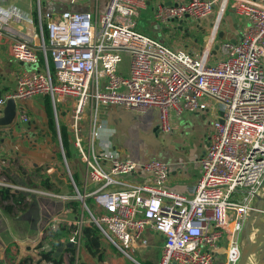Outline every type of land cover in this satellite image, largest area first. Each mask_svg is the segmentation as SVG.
Returning <instances> with one entry per match:
<instances>
[{
  "label": "built area",
  "instance_id": "built-area-1",
  "mask_svg": "<svg viewBox=\"0 0 264 264\" xmlns=\"http://www.w3.org/2000/svg\"><path fill=\"white\" fill-rule=\"evenodd\" d=\"M143 6L137 0H108L101 14L68 10L57 19L46 14L47 34L40 15V32L34 34L38 45L18 37L12 50L17 60L34 67L40 51L45 68L18 75L15 89L0 95V114L10 98L17 102L16 123L29 120L18 106L20 99L48 95L57 116L58 103H66L68 131L86 168L83 188L72 174L71 181L75 200L89 210V217L70 218L74 209L65 205L48 227L55 231L63 224L72 227L68 241L78 250L83 227L93 224L116 250L135 260L133 251L147 247L144 231L152 228L164 238L158 264H217L219 257L222 264H238L245 223L264 183V0L158 4L154 18L168 24L185 17L201 22L215 12L216 21L197 56L141 29ZM228 11L241 27L239 36L215 48ZM9 19L30 22L31 16L16 6L0 7V28ZM126 53L127 75L120 70ZM107 104L138 111L155 107L165 130L171 129L170 108L214 112L192 195L168 187L170 168L165 161L122 158L115 148L100 146L99 107ZM60 142L66 161L61 137ZM140 173L149 174V179L120 180ZM92 184L96 187L88 192ZM0 186L35 191L6 176H0ZM88 197L95 208L87 205ZM45 233L46 228L40 236ZM34 246L38 252L52 249L47 243L34 241ZM43 264L55 263L43 260Z\"/></svg>",
  "mask_w": 264,
  "mask_h": 264
},
{
  "label": "crops",
  "instance_id": "crops-1",
  "mask_svg": "<svg viewBox=\"0 0 264 264\" xmlns=\"http://www.w3.org/2000/svg\"><path fill=\"white\" fill-rule=\"evenodd\" d=\"M144 2V6L141 7V15L139 17L138 23L141 25V29L149 31L155 37L158 35L157 33V25H163V29H168L169 32H164L165 42L172 47H184L187 50L191 51L194 55H199L202 47L204 46V42L207 38V35L210 33H205L202 38H196L195 35H192L185 31L186 24L190 17H185L184 19L171 22V23H161L154 18V10L161 3H169L175 2L176 0H137ZM189 1V0H182ZM108 0H71V5L69 7V11H89L92 13H103L107 7ZM9 6L19 7L26 12L30 13L31 21L30 22H17L16 20L9 19L7 22H2L4 25L3 28H0V95L6 94L7 92H11L16 87V81L19 74L27 71H31L33 69H44L45 61L42 57L40 51H38L40 55V62L35 67L33 65H29L27 63H23L17 60L13 55L12 43L14 39L21 37L30 40V43L33 45H38L39 39L34 37L36 32H40V15H42V23L43 28L46 33V22L48 18L46 14L48 12L44 11L41 6L40 0H0V7L7 9ZM68 11V10H67ZM52 17L51 14H49ZM59 18V17H57ZM56 19V18H53ZM181 26H184V29H181ZM174 27V28H173ZM211 31V27H210ZM125 57V55H124ZM123 57V61L120 64V70L123 74H129V59L128 63H125ZM45 98H48V102ZM35 105L38 108L46 109V118L40 117V113L38 116L41 120H45L43 123L47 126L50 123V120L53 118L52 114L49 113V102L52 106V109L55 110L52 99L48 95H37L31 98ZM24 99V100H25ZM22 100V99H20ZM18 106L19 100H18ZM99 110V116L103 121L102 136L100 139V146L106 148H115L119 155L122 158H131L137 161H145L151 159H160L165 161L170 168V176L167 182L168 187L181 192L187 195H192L194 192L195 184L200 176V158L205 153L207 148V133L212 127V123L216 116L214 112L210 110L206 111H183L178 112L174 108L169 109V123L171 129L165 130L162 128L160 123V113L159 110L155 107H150L145 111H138L134 109H130L122 104H107L101 105ZM59 110V120H61L63 128H65V134L68 140L70 138V133L68 131L67 119H68V111L66 108L65 102H60L57 105V111ZM39 112V111H38ZM29 120L23 123H16L15 125H22L25 123V127L29 130L34 123L30 114L25 111ZM3 112L0 114V116ZM149 114V119L145 123V125H138V121L144 115ZM18 122V121H17ZM58 126V125H57ZM14 128V127H12ZM10 127L0 126V129H12ZM15 129V128H14ZM1 131V130H0ZM137 132H144L145 134L153 135L154 139H160L161 142L156 146L151 145L152 153L148 156H145L143 153H138V157L136 156V149L132 148L130 145L131 139L134 134ZM60 137L63 143L61 125H60ZM58 133V134H59ZM61 144V142H60ZM73 144V143H72ZM68 143L67 152L70 150L73 156L77 159L78 154L77 150L73 145ZM145 146V144H144ZM64 147V146H63ZM65 149V148H64ZM78 161V159H77ZM79 162L84 167V178H83V186L84 180L86 176V168L85 164L79 159ZM43 163V162H42ZM47 166H44L47 171H49L50 180L54 182V189H47L52 191L51 195H57L59 197L58 206L59 208H64L67 206H74L77 203L75 199H71L69 196V200L62 201L60 198L61 195L67 196L64 191L63 179L61 178L60 170L57 166H53L48 163ZM57 165V164H54ZM3 170H0V176H8L4 173ZM74 177L73 173L71 172ZM39 179L46 178L43 173L38 170ZM149 174L140 173V174H130L124 175L120 177V180L123 182H141L149 179ZM75 178V177H74ZM9 179V178H8ZM10 180V179H9ZM71 180V176H70ZM76 180V179H75ZM11 181V180H10ZM77 182V181H76ZM72 184V181H71ZM78 184V183H77ZM79 185V184H78ZM94 185V184H92ZM90 185V186H92ZM73 186V184H72ZM45 188V187H44ZM60 188V191H56ZM62 188V190H61ZM74 188V187H73ZM9 190V189H8ZM12 190V189H11ZM54 191V192H53ZM18 193V192H17ZM60 193V194H59ZM24 195V194H23ZM25 196V195H24ZM26 196L22 206L14 205L13 210L19 209L23 210L25 206H27ZM13 204L12 199L7 201ZM80 202V201H79ZM1 204V203H0ZM2 205V204H1ZM74 209V208H73ZM61 214V211L54 213L51 215L47 214V218L44 220V225L40 227L31 228L29 225V221L26 218H23L22 222H19L17 225V230L20 232L14 231L16 234V238L12 239L11 243H15L20 247L19 250L14 251L12 262L8 263L6 257V250L2 251L0 249V264H20L28 257H32L34 260H37L39 256H36L28 249V246H34L33 241L34 238L39 237L41 241L46 239L48 231L50 230L49 222L52 217ZM69 216V215H68ZM70 218L75 217L74 214H70ZM64 227V230L60 232V238H55L53 248H57V241H68L69 235L71 234L72 227L67 224H63L61 228ZM74 227V226H73ZM13 228V227H12ZM46 228V233L44 236H40V232ZM60 228V229H61ZM28 230L33 231V233H29ZM37 230L38 235L34 234ZM55 232V231H53ZM52 232V233H53ZM51 236V237H52ZM144 237L147 241V247L134 250L133 256L135 258L131 259L126 257L122 253H120L116 248L111 245L106 239L101 237V253L99 255L91 254L85 246V240L83 239L80 248H83L82 251H79L76 246L75 248V260L72 263V252L68 249L70 247H65L63 252L60 254L63 257L62 264H158L161 258L162 246L164 243V238L161 234L153 230L152 228H147L144 231ZM9 241L5 245V249H9ZM45 243V241H44ZM8 247V248H7ZM34 251H37L34 248ZM38 252V251H37ZM41 252H38V255ZM223 259L219 257L217 260V264H222ZM25 264H31L30 262H25ZM43 264V261L40 262ZM175 264V263H173Z\"/></svg>",
  "mask_w": 264,
  "mask_h": 264
},
{
  "label": "rangeland",
  "instance_id": "rangeland-1",
  "mask_svg": "<svg viewBox=\"0 0 264 264\" xmlns=\"http://www.w3.org/2000/svg\"><path fill=\"white\" fill-rule=\"evenodd\" d=\"M40 1L44 11L48 12L53 18L56 19L57 17H60L63 12L69 10L71 5V0ZM215 21L216 14L214 11L208 14L206 18L202 19L201 22L191 18L186 24L187 26L185 31L190 33L192 37L195 35L197 39L202 38L205 33H210V27L215 23ZM163 28V25H161V27L160 25H157L158 35L156 37L160 41L165 42L164 32L168 33L169 30ZM240 28L235 24L230 12L228 11L221 25L223 35L217 38V42L215 43L214 47L216 48L221 45L222 42L238 37ZM181 29L183 30L184 26H181ZM128 59L129 56L126 53L124 57L125 63H128ZM45 99L48 102V98ZM48 104L49 113L52 114L51 112L53 111V118L50 120V123L47 126H45L43 123L45 120H41L39 118V116H43L44 119L46 118V109L34 106L35 103L32 101V99H22L19 100L20 109L24 112L27 111L30 114L34 122L32 127L27 130L24 123L22 125H15V129H0V170H3L8 178L16 185L35 190L17 191L12 188V191L20 192L26 196L27 206H25L23 210L15 209L12 212H7L3 205L0 204V249L2 251L6 250L8 263L12 262L11 259L13 258L12 255L15 254L14 251L20 249L18 245L11 243V241L12 239L16 238V233L14 231L20 232V230H17V224L22 222L23 218H26L29 221L31 228H38L44 225V220L48 217L47 214L51 215L52 212L57 213L62 211V208H59L57 204L59 197L57 195H51L50 193L52 191L47 190L41 185V181L38 176V170L39 172L41 171L46 178H50L49 171H47L44 166H47L46 168H48V163L52 164L53 166H57L60 170L61 178L63 179L62 186L64 187L65 194H67V196L70 198H76V191L74 190L70 180V171L73 173L79 186H83L84 167L79 162L80 157L78 156L77 161L71 150L69 153L64 150L67 161L66 163L64 154L62 153V146L60 144V135L58 134L59 130L57 126L58 123L61 125L63 141H65L66 137L64 132L65 128L62 126L59 116L56 115V111L52 109L50 102ZM38 113H40L39 116ZM148 119L149 114L144 115L140 118V120H137L138 125H145ZM72 140V136L70 135L68 140L70 145L72 144ZM160 142L161 140L154 139L153 135L145 134L144 132H137L131 139L130 145L132 148L136 149L137 157L138 153H143L145 156H149L152 153L150 150L151 145L156 146ZM95 187L96 185H89L88 192ZM56 191H60V188ZM259 191L260 196L264 197V183ZM86 201L89 207L95 208L93 198L88 197ZM76 202L77 203H75L73 206V214L75 216H83L84 218L89 217V210L79 201ZM262 219L264 220V213L262 214ZM257 230L258 226L255 227L252 235L256 234ZM53 231L55 230H49L46 239H44L48 247L52 248L55 242V238L52 236ZM29 233H33V231L28 230V233L26 234L28 235ZM38 233L39 232H37V230L34 232L35 235H38ZM20 234H22V232H20ZM34 239L37 245L45 244L44 241H40L39 237ZM8 240H10V248L7 250L5 249V245L7 244ZM11 248H13L14 251H12ZM34 248L38 247L28 246V249L31 250L33 254L36 252L37 255H35L38 256V252L34 251ZM79 249V251L83 250V248ZM260 252L261 251L255 253L247 262V264H256Z\"/></svg>",
  "mask_w": 264,
  "mask_h": 264
},
{
  "label": "trees",
  "instance_id": "trees-1",
  "mask_svg": "<svg viewBox=\"0 0 264 264\" xmlns=\"http://www.w3.org/2000/svg\"><path fill=\"white\" fill-rule=\"evenodd\" d=\"M47 34V33H46ZM66 136V134H65ZM68 139L65 138V141H63V146L65 150L68 149ZM40 183L42 186H44L47 189H51L54 187V182L50 180V178H41ZM12 199L13 204L7 202ZM25 196L20 192H14L11 189H7L5 187L0 186V203L3 205L4 209L7 212H12L14 205H18L19 207L23 205ZM64 230V227H62L60 230L53 232V236L55 238H60V232ZM83 239L85 240V246L86 249L93 255H99L101 253V235L98 230V228L95 225L87 224L83 227ZM70 252H72V263L75 260V248H69ZM55 248H52L48 251H41V253L38 255V259L34 260L32 257L26 258L24 261H22L20 264H25V262H30L31 264H40L43 260H51L55 264H62L63 263V257L62 255L56 257L55 256ZM82 264V263H80Z\"/></svg>",
  "mask_w": 264,
  "mask_h": 264
},
{
  "label": "water",
  "instance_id": "water-1",
  "mask_svg": "<svg viewBox=\"0 0 264 264\" xmlns=\"http://www.w3.org/2000/svg\"><path fill=\"white\" fill-rule=\"evenodd\" d=\"M170 3L172 2H169V4ZM222 35L223 32L220 33V36ZM16 117H17V102L15 99L10 98L7 100L6 106L3 109V114L0 116V126L10 127V128L15 127ZM263 213H264V197H261L259 194L255 202V209L249 214L247 221L245 223V228L242 235L243 238L242 254L238 264H245L248 261L249 257L254 252H256L260 247L262 248L256 264H264V220L262 219ZM251 222L257 224L258 234L253 242L244 245L245 233ZM65 247L74 248L75 244L72 241L58 240L57 248L54 253L55 256L56 257L60 256V254L63 252Z\"/></svg>",
  "mask_w": 264,
  "mask_h": 264
},
{
  "label": "bare ground",
  "instance_id": "bare-ground-1",
  "mask_svg": "<svg viewBox=\"0 0 264 264\" xmlns=\"http://www.w3.org/2000/svg\"><path fill=\"white\" fill-rule=\"evenodd\" d=\"M256 226H257V224L254 223V222H251V224L248 226V228H247V230H246V233H245V237H244V245H245V244H248V243H251V242H253V241L255 240L256 237L252 239V233H253V231H254V229H255ZM257 234H258V230H257L256 236H257ZM261 248H262V247H260L256 252H254V253L249 257L248 261L250 260V258H252V256H253L255 253H257L258 251H261ZM248 261H247V262H248ZM247 262H246L245 264H247Z\"/></svg>",
  "mask_w": 264,
  "mask_h": 264
},
{
  "label": "flooded vegetation",
  "instance_id": "flooded-vegetation-1",
  "mask_svg": "<svg viewBox=\"0 0 264 264\" xmlns=\"http://www.w3.org/2000/svg\"><path fill=\"white\" fill-rule=\"evenodd\" d=\"M256 237V234L252 235V239Z\"/></svg>",
  "mask_w": 264,
  "mask_h": 264
}]
</instances>
